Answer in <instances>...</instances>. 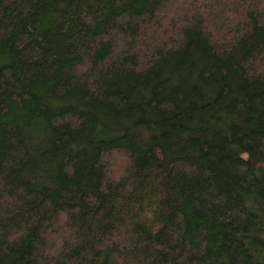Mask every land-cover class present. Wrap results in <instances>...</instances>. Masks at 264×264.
I'll return each mask as SVG.
<instances>
[{
	"label": "trees",
	"instance_id": "obj_1",
	"mask_svg": "<svg viewBox=\"0 0 264 264\" xmlns=\"http://www.w3.org/2000/svg\"><path fill=\"white\" fill-rule=\"evenodd\" d=\"M0 264H264V0H0Z\"/></svg>",
	"mask_w": 264,
	"mask_h": 264
}]
</instances>
